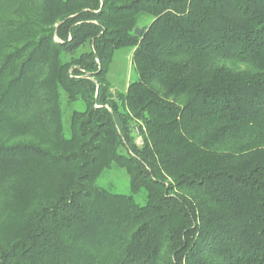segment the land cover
Here are the masks:
<instances>
[{
    "label": "trees",
    "instance_id": "trees-1",
    "mask_svg": "<svg viewBox=\"0 0 264 264\" xmlns=\"http://www.w3.org/2000/svg\"><path fill=\"white\" fill-rule=\"evenodd\" d=\"M11 7L0 264H264V0ZM121 48L136 79L115 99ZM113 169L132 195L99 185Z\"/></svg>",
    "mask_w": 264,
    "mask_h": 264
},
{
    "label": "rangeland",
    "instance_id": "rangeland-1",
    "mask_svg": "<svg viewBox=\"0 0 264 264\" xmlns=\"http://www.w3.org/2000/svg\"><path fill=\"white\" fill-rule=\"evenodd\" d=\"M13 0H0V19H8L11 16ZM108 82L115 99L119 94L126 91L128 84L136 79L134 65L132 60V50L121 48L115 52L113 60L108 68ZM66 110L65 123L68 118ZM134 131L137 132L135 123H131ZM99 185L118 194L132 195L129 177L124 170L113 169L106 172L100 179ZM137 203L144 205L147 202V193L141 190L134 195Z\"/></svg>",
    "mask_w": 264,
    "mask_h": 264
},
{
    "label": "water",
    "instance_id": "water-1",
    "mask_svg": "<svg viewBox=\"0 0 264 264\" xmlns=\"http://www.w3.org/2000/svg\"><path fill=\"white\" fill-rule=\"evenodd\" d=\"M136 34H137V35H141V34H142V30H141V29H139V28H138V29H136Z\"/></svg>",
    "mask_w": 264,
    "mask_h": 264
}]
</instances>
